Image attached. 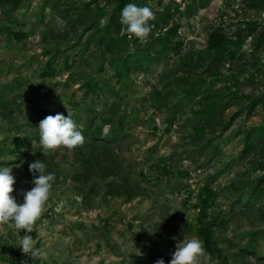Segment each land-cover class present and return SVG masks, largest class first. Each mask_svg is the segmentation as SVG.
<instances>
[{
	"label": "rangeland",
	"instance_id": "obj_1",
	"mask_svg": "<svg viewBox=\"0 0 264 264\" xmlns=\"http://www.w3.org/2000/svg\"><path fill=\"white\" fill-rule=\"evenodd\" d=\"M53 1L27 0L14 14L22 21L20 28L30 33L24 43L18 44L0 31V84L18 76L27 79L24 89L9 96V109L0 108V145L12 143L23 133H38L43 117L35 107L52 106L53 100L60 96L61 105L69 108L67 102L72 94L77 101L90 104L97 111L118 103L120 114L126 115L124 130L127 136L117 157L105 161L114 174L85 185L75 179L83 170L77 152L61 147L46 154L56 157L57 164L50 172L58 173L59 179L52 186L35 231L27 234L36 240L35 247L47 253V260L32 261L17 247L25 230L17 233L0 225V264H21L22 261L27 264H128L132 261L155 264L161 258L169 264L178 241L198 238L190 231L198 213L194 204L199 189L209 181L219 191L211 212L227 221L224 225H216L215 231L228 264H264V233L259 237L256 253L246 258L239 254L245 241L241 240V235L264 228V211L254 209L255 214H252L239 205L232 209L239 194L251 193L247 184L264 176V144L249 155L241 156L244 132L264 123V47L256 49L257 33L246 32L239 56L214 67V72L220 74L218 86L231 81L238 94L235 97L233 92L230 93V106L221 109L213 121L202 123L207 136H215V143L219 145L216 156L211 158L209 150L200 153L194 149L192 136L201 115L194 113L191 106L185 112L177 113L171 107L155 106L150 95L151 91L164 86L166 76L184 80L202 76L208 82L209 61L190 70L184 60L207 48L212 29L222 27L229 36L236 38L238 29L248 28L250 22L264 20V0H209L189 14L176 13L169 26L174 22L181 26L184 45L180 51L170 52L163 63L153 65L150 72L132 74L123 82L117 80L108 64L99 72L94 58L84 70L90 77L99 79L102 90L91 93L81 88L76 75L71 76L73 71L79 70L78 59L70 69L63 63L66 53L77 52L73 38L78 36L79 29L69 27L61 11L91 0H66L68 6L59 5L61 10L54 8ZM190 1L148 2L155 19H159L165 6L175 9L180 4L183 10ZM99 3L104 5L105 1ZM8 6L0 0V28L10 23L2 12ZM92 6L96 7L97 3ZM105 21L106 17L101 19L102 23ZM51 49L61 51L56 59L58 74L47 80L55 86L47 89L38 68L46 64L50 58L47 51ZM255 97L262 100L256 109L251 113L241 111ZM175 99L173 97L171 101ZM200 99L198 96L194 100L195 108H200ZM80 109L86 113L82 107ZM235 113L239 115L233 125L219 139L221 126L218 122L228 121ZM38 147L41 146L36 140L35 148ZM46 155L31 152V162L37 158L44 162ZM163 165L170 168L172 174L160 176ZM5 167L12 168L15 178L11 195L18 204L23 203L22 193L33 187V174L27 173L19 164ZM183 171L188 174L183 175ZM121 180L139 185L141 194L131 199V193H109L110 182L120 183ZM260 205L264 206V190ZM201 264L226 262L206 253Z\"/></svg>",
	"mask_w": 264,
	"mask_h": 264
},
{
	"label": "trees",
	"instance_id": "obj_2",
	"mask_svg": "<svg viewBox=\"0 0 264 264\" xmlns=\"http://www.w3.org/2000/svg\"><path fill=\"white\" fill-rule=\"evenodd\" d=\"M3 1L9 4L2 12L10 23L0 28V31L18 44L24 43L29 38L30 33L20 28L22 21L14 14L21 9L27 0ZM100 1L91 0L85 5L74 6L71 9L65 7L64 10H61V7L58 6L63 3L68 6L66 0L53 1L54 8H60L62 17L66 20L68 26L79 29L78 36L73 38V47L78 46L77 52L74 54L66 53L63 63L70 69L72 63L78 59L79 70L77 72L73 71L71 76L76 75L77 81L81 83V88L85 89L86 93L102 90L99 79L90 77L84 70L85 66L90 65L94 58L97 59L94 65L99 72L104 70L105 64H108L114 71L117 80L123 82L128 80L132 74L150 72L152 66L163 63L170 52L180 51L184 45L181 39V26L177 22L169 26L170 21L176 13L189 14L191 11L198 10L200 6L205 5L209 0H191L183 7V10H181L180 4H177L175 9L172 6H165L160 13V18L151 21L154 28L145 42H141L135 37L129 39L126 34L122 33L119 17L122 8L126 4L134 3L138 6L150 7L149 0H104V5H101ZM94 3H97L96 7L92 6ZM159 3L162 4V0ZM104 17H106V21L102 23L101 19ZM246 32L257 33L256 49L264 47V20L250 22L248 28L238 29L236 38L229 36L228 32L222 27L214 28L209 34L207 48L199 52L197 56L192 54L184 60V64L190 70L209 61L206 70V73H210L209 81L207 82V78L202 76H197L193 80H187L189 79L187 77L184 80L183 78L166 76L163 78L164 86L150 92L155 106L171 107L174 113L185 112L187 107L191 106L194 113L201 115L197 126L194 128L193 145L194 149L200 151V153L209 150L211 158L219 153V145L215 143V136H207L205 126L202 123L213 121L221 109H227L230 106V93L233 92L235 97L238 95L237 92H234V84L231 81L229 84L218 86L220 74L214 72V67L223 62L233 61L239 56ZM92 46H94L93 49H91ZM60 51V49L47 51L50 58L44 66L38 68L39 77L46 84L47 89H53L55 86L53 83H47V80L56 77L58 74L59 67L56 59ZM26 83V78L18 76L11 81L0 84V108L9 109L11 105L9 96L19 91V89H24ZM107 86L110 87V84L107 83ZM73 95L67 102L69 108H64L61 105L62 98L57 96L53 100L52 106H36L35 109L43 118L48 115L54 116L57 113L67 116L70 113L80 126L86 137V143L83 147L74 149L79 155L83 167V170L76 174L75 179L85 185L93 180L97 181L99 177L101 179L114 174L111 166L105 164V161L108 158L114 159L120 152L122 143L127 136L124 130L127 119L125 114H120L121 106L118 103L114 102L106 109L97 111L90 104H82L81 101H77ZM198 96L201 97L198 101L200 108H195L196 106H193V103ZM173 97H176V99L171 101ZM261 101L260 97H255L241 111L251 113ZM80 107L85 110V114L84 111L81 112ZM69 109H71L70 112ZM238 115V113H235L228 121L220 120L218 122L221 126L220 134L217 136L219 139L224 137ZM172 121L173 119H171V123ZM244 133L242 157L249 155L264 144V123L254 126ZM36 140L39 141L38 133L35 135L23 133L10 144H1L0 167L19 164L31 175L32 173L29 171V165L32 163L33 157L31 152H38L40 155L42 153L41 147L35 148ZM45 157L46 170L50 172L53 170V166L57 164L56 157L53 155H46ZM36 161H40L39 158ZM159 173H161L160 176H164L172 174V170L163 165ZM181 173L183 175L188 174L187 171ZM55 176L56 181L59 179V174L55 173ZM263 184L264 176L250 181L247 184V189L251 193L248 195L243 194V192L239 194L234 200L232 209L239 205L242 210H247L252 214H255L254 209L263 212L264 206L260 205L261 194L264 190ZM139 188L140 186L137 184L130 185L127 180H121L120 183L110 182L108 191L118 195L131 193L129 196L132 199L141 194ZM218 194L219 191L211 186L210 181L199 189L194 204V207L198 210L196 224L190 225V231L194 232L203 241L206 253L221 258L228 264L227 257L218 244L215 231L216 225H224L227 221L225 218H221L220 215L211 212L216 206ZM262 233H264V228L253 229L241 235V240L245 241L239 254L243 258L257 252V244ZM128 264L142 263L141 261H132Z\"/></svg>",
	"mask_w": 264,
	"mask_h": 264
},
{
	"label": "clouds",
	"instance_id": "obj_3",
	"mask_svg": "<svg viewBox=\"0 0 264 264\" xmlns=\"http://www.w3.org/2000/svg\"><path fill=\"white\" fill-rule=\"evenodd\" d=\"M154 19L155 14L150 7L128 3L121 10L119 22L122 25V33L129 39L135 37L145 42L153 31L154 25L151 21ZM38 134L44 155L61 147L72 151L86 143L83 131L70 113L67 116L60 113L46 116L39 122ZM29 171L33 174V187L22 193L23 203L18 204L11 195L15 184L12 168L0 167V225L7 226L17 233L25 230L26 234L19 239L17 247L32 261L43 262L47 260V253L35 247L36 240L27 233L35 231L36 222L45 210L56 176L55 172H48L46 164L41 161L31 163ZM205 256L206 251L201 239H183L176 243L169 264H201ZM21 264H27V261H22ZM155 264H165V261L161 258Z\"/></svg>",
	"mask_w": 264,
	"mask_h": 264
}]
</instances>
